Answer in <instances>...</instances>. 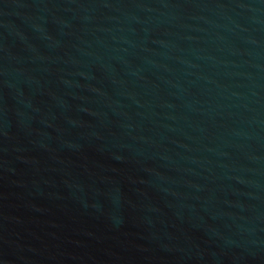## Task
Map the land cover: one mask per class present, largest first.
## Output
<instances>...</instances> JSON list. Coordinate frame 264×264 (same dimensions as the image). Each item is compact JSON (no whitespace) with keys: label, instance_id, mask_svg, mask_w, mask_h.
Wrapping results in <instances>:
<instances>
[{"label":"water","instance_id":"1","mask_svg":"<svg viewBox=\"0 0 264 264\" xmlns=\"http://www.w3.org/2000/svg\"><path fill=\"white\" fill-rule=\"evenodd\" d=\"M0 264H264V0H0Z\"/></svg>","mask_w":264,"mask_h":264}]
</instances>
